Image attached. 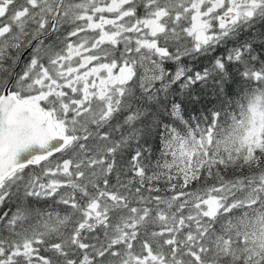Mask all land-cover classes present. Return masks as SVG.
<instances>
[{
  "label": "snow or ice",
  "instance_id": "snow-or-ice-1",
  "mask_svg": "<svg viewBox=\"0 0 264 264\" xmlns=\"http://www.w3.org/2000/svg\"><path fill=\"white\" fill-rule=\"evenodd\" d=\"M0 264H264V0H0Z\"/></svg>",
  "mask_w": 264,
  "mask_h": 264
}]
</instances>
